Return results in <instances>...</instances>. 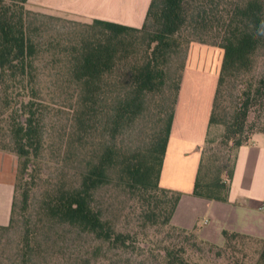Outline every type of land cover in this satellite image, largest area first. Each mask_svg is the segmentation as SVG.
I'll list each match as a JSON object with an SVG mask.
<instances>
[{
	"label": "trees",
	"instance_id": "1",
	"mask_svg": "<svg viewBox=\"0 0 264 264\" xmlns=\"http://www.w3.org/2000/svg\"><path fill=\"white\" fill-rule=\"evenodd\" d=\"M28 2L0 0V109L2 114L7 113L10 133L8 142L0 149L18 157L17 180L37 155L42 138L44 106L37 59L45 51V45L37 38L34 20L54 18L52 14L32 11L27 7ZM90 22L89 36L76 37L74 43L61 47L57 54L69 57L71 64L68 82L77 90L76 131L86 132L93 124L99 141L94 144L96 150L80 181L45 195L40 212L51 220L92 234L120 253H142L152 264H248L247 246L251 242L256 244L253 264H264V239L223 230V246L218 247L199 238L192 230L173 225L171 217L181 193L159 185L190 42L194 39L211 42L223 50L208 135L211 125L221 122L217 111L226 79L248 72L254 55L264 48V0H150L140 27L101 19ZM181 50L180 73L173 79L168 78V62ZM119 71L122 73L115 75L110 85L111 94L103 97L102 89L109 86L108 77ZM169 80L174 93L168 109L162 108L158 114L159 124L153 138L141 149L122 153L112 142L121 126L138 114L145 93L164 89ZM262 99L264 73L246 84L232 117L223 122V140L231 143L235 151L248 141L244 129L249 111ZM105 132L109 141L104 139ZM233 167L234 156L230 165H217L211 177L202 149L193 195L225 201ZM113 173L118 176L117 184H123L141 205V217L145 221H137L135 225L140 230L114 228L92 203L94 191L110 183ZM19 192L23 204L29 199L28 190L21 181L17 182L9 225L15 222ZM213 248L217 251L212 254Z\"/></svg>",
	"mask_w": 264,
	"mask_h": 264
},
{
	"label": "rangeland",
	"instance_id": "2",
	"mask_svg": "<svg viewBox=\"0 0 264 264\" xmlns=\"http://www.w3.org/2000/svg\"><path fill=\"white\" fill-rule=\"evenodd\" d=\"M27 7L32 11L47 13L42 9L45 8L43 5H37L33 1H29ZM52 15L54 18L36 17L34 20L37 38L45 45V51L37 59L41 101L44 106L41 146L28 170L22 177L19 174L16 180V183L21 181L28 190L29 199L23 204L20 192L17 193L18 210L15 222L8 224V228H0V264H109L112 261H118L119 264H152L151 259L142 253H120L92 234L82 232L69 224L51 220L40 212L45 195L80 181L87 162L96 150L94 144L99 141L98 131L94 129L93 124V128L90 127L86 132L76 131L78 123L75 120L74 106L77 90L75 91L68 82L71 64L69 57L57 54L61 47L74 43L76 37L81 38L90 34L91 29L87 25L91 20ZM204 37L210 39V36ZM193 42L220 49L223 54V50L211 45V42L203 43L194 39L189 46ZM182 50L169 60L168 78L173 79L179 75L183 61ZM120 73L122 71L108 77L109 86L102 89L103 97L111 94L112 80ZM263 73L264 48H261L254 55L252 67L248 72L234 74L226 79L217 111L221 122L211 125L207 142L203 146L206 169L210 170L211 177L215 175L217 165H230L235 153L230 147L231 143L226 144L223 140L225 129L223 122L232 117L236 105L241 101V92L246 84ZM173 93L169 80L164 89L143 95L138 114L127 120L121 126L115 140H112L122 153H130L148 144L159 124L158 114L162 108L168 109ZM7 118V113L2 114L0 109V146L6 145L10 136ZM255 133H264V99L257 101L250 108L245 124L244 136L248 140ZM103 136L105 141H109L107 132ZM19 169L18 160L17 173ZM111 177L110 183L94 191L93 205L100 211L103 219L109 221L114 228L123 231L140 230L135 228L137 221H145L141 217L140 203L131 196L123 184H117V174L113 173ZM247 247L249 257L246 262L253 264L256 259V254H253L256 244L251 242ZM216 251L217 248H213L212 254Z\"/></svg>",
	"mask_w": 264,
	"mask_h": 264
},
{
	"label": "crops",
	"instance_id": "3",
	"mask_svg": "<svg viewBox=\"0 0 264 264\" xmlns=\"http://www.w3.org/2000/svg\"><path fill=\"white\" fill-rule=\"evenodd\" d=\"M45 12L84 20L101 19L140 27L150 0H29ZM222 51L193 42L189 46L159 185L181 193L171 217L177 227L192 230L215 245L229 230L264 239V133H255L234 154L227 199L193 195ZM18 157L0 149V225H8L17 180Z\"/></svg>",
	"mask_w": 264,
	"mask_h": 264
}]
</instances>
